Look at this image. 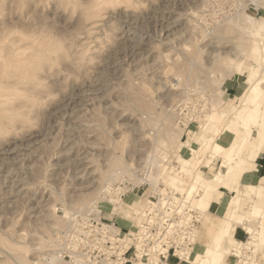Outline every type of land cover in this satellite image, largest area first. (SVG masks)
I'll return each mask as SVG.
<instances>
[{
	"label": "rangeland",
	"instance_id": "374dc122",
	"mask_svg": "<svg viewBox=\"0 0 264 264\" xmlns=\"http://www.w3.org/2000/svg\"><path fill=\"white\" fill-rule=\"evenodd\" d=\"M115 3L106 19L90 26L85 37L86 42H91L96 63L77 77L78 82L73 81L67 91L61 92L34 128L0 139V264H20L19 257L28 264L35 261L45 264L52 253L63 257L58 237L70 222L65 209L72 214L86 210L95 197L103 196L99 192L105 184L127 183L123 179L134 182L137 189L118 203L102 204L110 217L115 214L122 230L132 234L138 227L135 213L144 207L154 188L150 184L140 185L138 175L131 176L127 171V164L137 173L150 162L149 154L157 155L161 159L153 167L157 188L175 186L169 177L174 173L184 179L181 187L187 192L193 179L191 175L183 177L179 148L189 147L191 139L210 120L216 122L220 111L233 107V102L250 84L249 73L258 67L248 48L254 38L264 33V0L258 6L255 0H115ZM38 14L58 24L65 22L64 14L57 15L54 8L41 9ZM243 14L247 18L242 22L230 24ZM235 78L236 82H232L239 84L238 94L226 89ZM262 87L264 90V82ZM139 103H147L149 108L137 106ZM247 109L240 106L235 110L243 115ZM224 116L222 112V120ZM162 122L171 133L178 128L183 131L179 140L177 136L170 139L166 149L158 141ZM198 145L188 148L190 154L197 152ZM116 157L121 160L119 178L107 183L102 172ZM203 158L194 160L200 165L195 180L199 173L203 179V171L217 172L209 170L210 167L202 168ZM211 160L215 170L219 169L222 158ZM200 181L196 180L198 184ZM201 192L193 191L194 201L198 198L202 201ZM81 194L87 200L80 203L77 200ZM216 195L221 199L220 192ZM137 197L136 207H127V211L118 208L124 201L134 203ZM196 205L202 209L204 204L198 201ZM207 205L200 223V242L209 236H205L203 222L209 224L213 213L218 214L219 204ZM253 218L264 221L261 217ZM236 243L228 245L225 262H221L226 264ZM220 249L213 253L218 256ZM255 249L260 261L264 256L261 239ZM198 258L199 253L194 252L193 264Z\"/></svg>",
	"mask_w": 264,
	"mask_h": 264
},
{
	"label": "clouds",
	"instance_id": "9594fccd",
	"mask_svg": "<svg viewBox=\"0 0 264 264\" xmlns=\"http://www.w3.org/2000/svg\"><path fill=\"white\" fill-rule=\"evenodd\" d=\"M115 6V0H0V139L34 128L96 63L85 37ZM48 8L65 22L38 14Z\"/></svg>",
	"mask_w": 264,
	"mask_h": 264
},
{
	"label": "built area",
	"instance_id": "2783aa9c",
	"mask_svg": "<svg viewBox=\"0 0 264 264\" xmlns=\"http://www.w3.org/2000/svg\"><path fill=\"white\" fill-rule=\"evenodd\" d=\"M152 172V166L144 164L137 173L139 177L148 180ZM124 181L127 183L109 187L110 191L104 188L103 196L119 195L124 199L128 193L137 189L134 182L127 179ZM143 184L149 185L148 182L140 185ZM161 197L159 188H154L149 195L150 201L140 213H135L141 220L132 234L123 231L115 214L110 217L106 207H102V203H112L108 198L99 204V213L89 208L75 211L67 228L60 234L63 258L68 264H98L103 260L136 264L140 259L152 264V253L157 248L161 264L168 262L171 256L190 264L187 254L197 243L202 211L189 201L184 202L181 193L173 189L165 193L164 202L160 201ZM127 241L130 245L125 249ZM231 256L234 258L233 264H254L256 260L245 247H241L239 254L233 252Z\"/></svg>",
	"mask_w": 264,
	"mask_h": 264
},
{
	"label": "bare ground",
	"instance_id": "6f19581e",
	"mask_svg": "<svg viewBox=\"0 0 264 264\" xmlns=\"http://www.w3.org/2000/svg\"><path fill=\"white\" fill-rule=\"evenodd\" d=\"M260 2H262V0H255V4H257V6L260 4ZM244 17H246L245 14H243L242 16L238 15L236 20L235 21H231L230 24H232V23L238 24V21L242 22ZM253 42H254V45H256V46H253ZM250 44H252V45L250 46L251 50H249L250 48H248L249 54H250L251 58H253L256 61V63L258 64V67H256V68L254 67L253 75L254 76L258 75V78H257V80H258L260 78V76L262 74H264L263 73L264 72V33L262 34V37L254 38V40L251 41ZM211 66H212V62L210 63L209 68ZM258 71H260L261 73L260 72L257 73ZM207 73H208V75H211L212 72H211V70L207 69ZM199 82L202 84V82L204 83V80L201 81L199 79ZM254 88L255 89H260L261 88L260 83L255 84ZM147 105H148L147 103H143V104L139 103V104H137V106H139V107H141L143 109H145V108L148 109L149 106L147 107ZM230 114L231 113H229V112H224V115H225L224 119H223L224 122L222 120L221 123L219 124V126L217 127V129H214V127L216 125L215 124H211L210 125V121H209V123L205 126V129L208 128L209 130H212L213 133L210 132V133L206 134L207 135L206 138L203 137L202 140L204 142H201V145L197 147L198 149H197L196 153L190 154L188 147L182 146V147L179 148L180 149L179 150L180 151L179 152V157L181 158V165L180 166H181V169L183 171V175H184L183 177L185 178L186 175H188V176L191 175L192 179H193V181H192L193 183H190V185L187 187V190H186L187 192L184 193L182 191V187H181V186H183L182 184H185V183H183L184 179L181 176H178L177 174L175 175L174 173L173 174L170 173L169 177H171L172 180L175 181L176 185L173 186V187H176V188H173V187H168V188L167 187L166 188L159 187V192L163 196V198L162 197L160 198V199H162V200H160L161 202H164L166 200L165 193H167V191L169 189H173L174 191L183 194L182 199H183L184 202H188L189 201L190 203H192V205L194 207H197L198 209H200L203 212L202 214L204 215L205 214V210L207 209L206 205L210 201V199L213 197V192L212 191L214 190V188L218 187L221 184L229 185V183H230V181L232 179H234V178L239 176L241 171L238 168L240 167L241 163L237 162L236 167H233V166H230V164H227V171L225 173H223V174H214V175L210 176V178L207 179V181H208L207 185L204 186L203 188H201L203 190L199 189L200 188V186H199L200 184H198L196 182V180L200 181V173L198 174V176L196 175L197 178L195 180V172H197V169L200 166L198 162H197L198 164H196L194 162V160L196 158L197 159H202L203 157H205V154H209L210 153V155L206 156V160H204V158H203V160H204L203 162H205V163L202 162V164L207 165V163L212 162L211 158H213L215 156H219V155L222 156L223 154L229 155L228 147H230V146H232L233 148L237 147L238 150L240 149L241 144H242V141H241L240 138H241L243 132H242L241 128H239V122L233 121L232 118L241 119L243 121V124H245V125L248 124V121L245 119V113L241 117L239 116V115H241L239 113H235V116H233V117ZM165 116H166V114H165ZM168 116H170V115H167V117ZM168 118H167V120H168ZM164 119H165V117H164ZM163 123L164 122H162V124ZM165 124H166V122H165ZM167 124H168V121H167ZM168 125H164V124L162 125V127H163L162 134L160 135V137H158V139H159L158 141L160 143V146L164 147V149H166L165 148L166 146L168 147V142H170L171 138L173 139L174 137L177 136V138L179 140V138L183 134L182 129L178 128V127H176V128L179 129L178 131H176L175 133H171V130L168 128ZM213 135L215 136L214 140H213ZM176 145L177 144L174 145V149L178 148ZM259 154H260V148L257 149L256 154H254V156L252 157L253 160H255ZM147 159L150 161V162H147V164L151 165L152 168L154 166H157L161 162V159L157 155H154V154H152V155L149 154ZM112 160L113 161H111V164H110L109 168L107 170H104V172H102V175H103L102 179L107 181V183H111V181H115V179L119 178L118 177L119 170L122 168L121 167L120 158L116 157V158H113ZM197 161H199V160H197ZM127 165H128V166H126L127 167V171L130 173V175L137 177L138 174L136 173V171H132V168H130L131 164H127ZM189 168H190V170H189ZM186 169H188V172H186ZM126 172L124 171V173H126ZM122 173L123 172H121V174ZM137 179H138L139 183L149 182V184L151 185L152 188L158 189L157 188L158 187V180H157V178L155 176L153 177V172L149 176L148 180L143 179V178H141L139 176L137 177ZM187 179L188 178H186L185 180H187ZM230 186H231V184H230ZM109 187H112L111 184H105V186H103V188L100 190L99 193H101L104 188H106V191H108ZM198 190L199 191L200 190L203 191L202 192L203 195L201 193V196H202L201 200L202 201H200V198H198L196 201H194L196 196L193 195V191L197 192ZM255 196H256V198L258 200L259 199L264 200V189H259V190L255 191ZM104 198L105 199L108 198L107 200L112 201V203H118V202H120L122 200L119 195L114 196V195L110 194V196H108V195H104V197L103 196L102 197L99 196V197H95L89 203L87 208L92 209L96 213H99L100 212V206H99L100 199L103 200ZM86 200H87L86 196L81 194V196L78 198L77 201L81 203V202H84ZM138 200H139V197H137V199L132 204L128 203L127 201H124L120 205V207L121 206L122 207L121 208L118 207V208L120 210L122 208H124V210L127 211L125 208L128 207L129 209H132L133 206L136 207L135 203H137ZM235 200L233 198V199H231V202L235 201ZM149 201H150V199H149V196H148L147 200H146V202L144 204V207H145L146 203L149 202ZM198 201L201 204H204L203 206H201L202 209L199 208L196 205V203H198ZM124 205H125V207H124ZM232 205H229L228 202H226V201L223 202L222 209H224L223 214H224L225 217L223 219H220L218 224L213 226V228L215 227L214 229L210 230L212 233H213V231H215V236H212L213 238L210 237L212 240H210V238H209V242H203L200 245L199 252H198L199 253L198 262L195 263V264H224V262H225L224 261L225 260V252L227 251V247L223 246L222 237H223L224 229L227 227V225L230 222L233 221V217H235V215H233V207L230 208ZM104 206L105 205L103 204L102 207H104ZM141 210H140V212H141ZM261 210H264V208L262 206H260V205H257V206H255V210L253 211V213L254 214H259L261 212ZM228 211H230V214H229ZM71 215H72V213L70 212V210L65 209V216L68 218V221H69V218L71 217ZM137 219H138V224H139V218L137 217ZM262 219L264 220V217H262ZM260 222H263V223L261 224ZM260 222H259V224L257 226L256 223H249V222H247V220H245L246 229H247V232L250 234V237L247 240V242H245V243L238 242L237 244H235L233 246V248H232L233 250H232L231 254L233 252H236L237 254H239L240 250H241V247L242 248L245 247L247 250H249L251 253H253V255L255 257V258L253 257V259H256L254 264H264V261L259 263V261L256 258V251H255L256 250L255 249V245L257 244L258 239L259 240L261 239V244L264 245V221H260ZM133 232H131V233H133ZM59 234H60V232H59ZM58 238H60V237H58ZM129 245H130V242L127 241L125 249L127 247H129ZM219 247L221 249H220L219 255L217 256V255H215L213 253L214 251L212 249H218ZM209 248L212 251H210ZM155 249L157 250V248H155ZM156 250L152 253V258H151L152 264H161L159 262V256H158L159 253ZM190 254H191V252L189 250V252L187 254L188 258H189ZM139 256L141 257V255H139ZM64 260L65 259L61 256V254L52 253V254H50L49 257H47V260H46L45 264H63V262L67 263V261L66 260L64 261ZM123 260H125V257L123 258ZM107 261L111 262V264H119V263H116V262L111 261V260H103L101 263H98V264H106ZM221 261H224V262H221ZM19 263L20 264H28L26 262V260L22 259L21 257H19ZM31 264H39V261H35L34 263H31ZM136 264H148V263L145 260L140 259L138 262H136ZM163 264H169V263L165 262Z\"/></svg>",
	"mask_w": 264,
	"mask_h": 264
},
{
	"label": "crops",
	"instance_id": "0c3cea01",
	"mask_svg": "<svg viewBox=\"0 0 264 264\" xmlns=\"http://www.w3.org/2000/svg\"><path fill=\"white\" fill-rule=\"evenodd\" d=\"M241 75H245V74H241ZM248 76H249L250 84L248 87L246 86L244 91L239 95V98L233 102L234 103L233 107L227 110L220 111V114H219L221 118L222 112L223 114L224 112H230L233 117L235 116V113H237L235 109L239 110L240 106L248 107V109L245 111V119L248 121L247 125L243 124V121L241 119L232 118L233 121L239 122V128H241L243 132L240 138L242 141L241 147L239 150L237 147L235 148H233L232 146L228 147L229 155H227L226 158L223 155L213 157V158H216V157L222 158V163H220L219 169L215 170V167L213 166V163H214L213 160L212 162H210L208 166L203 164L202 168L210 167L209 170L212 169L217 172H210L207 174L203 171L202 173L203 177L201 176L203 179L200 178L202 181L199 182L200 184L199 189H201L207 185V182H208L207 179L210 178V176L214 174L225 173L227 171V164H230V166L236 167L237 162L241 163L240 167L238 168L241 171L238 177L232 179L229 185L221 184L212 191L213 197L210 199L207 206L210 207V205H212L213 203L219 204V207L216 210L217 211L216 213L218 214L214 215V213L212 212L213 215L211 217L210 223L207 224V222H203V225L205 227V232H204L205 236H207V234H210L208 236V239L212 236H215V231H213L212 233L210 230L214 229L215 227L213 228V226L218 224L220 219H223L225 217L223 214L224 209H222L223 202L226 201L228 202L229 205L233 204L230 208L233 207V215H235V217H233V221L230 222L227 225V227L224 229L223 237H222V244L224 247H227V248H228V245H230V243L233 241L237 243L238 242L245 243L249 239L250 234L247 232L245 220H247V222L249 223L259 224V222L262 220L256 219L253 217H261V218L264 217V210H261L259 214L253 213V211L255 210V206L257 205H260L264 208V200L262 199L258 200L255 196V191L259 189H264V93H263L264 90L262 87V83L264 82V74H262L258 80H257L258 78L257 75L254 76L253 72L249 73ZM236 79L237 78L231 80V82L229 83L227 82L228 84H227L226 89L229 92L232 90L233 92L238 94V92H241L240 86L239 84L232 82V81H235ZM257 83H260L261 85L260 89L254 88V85ZM246 84H247V80H246ZM261 102H263V106H261ZM239 116L241 117L242 114ZM220 118L216 119L217 120L216 122L210 120L212 124L216 125L214 129H216L221 123V121H219ZM205 126L200 134L195 135L193 139H191L193 145L189 144L190 145L189 147L196 148V146L194 145H197V144H199L198 146H200L201 142H204L202 140L203 137L206 138L207 137L206 134L210 132L213 133L212 130H209L208 128L205 129ZM214 137L215 136L213 135V140H214ZM258 148H260V154L257 156L255 160H253L252 157L254 156V154H256ZM223 170L225 171L222 172ZM219 192L221 193L222 197L221 199L218 200V195L216 194ZM228 193H230L231 195H229ZM233 198L234 200L235 199L236 200L231 202V199ZM216 201L217 203H215ZM211 211H212V207H211ZM228 212L230 214V211ZM199 233H201V226L199 227ZM199 239L200 237L198 236L197 243L194 245L193 249L190 250L191 254L189 255V258H188V260L190 261V264H193V261L191 260L193 258L194 252L198 253L200 245L204 242V241L202 242V240L200 242ZM208 239H206L205 242H209ZM210 240L212 239L210 238ZM212 250L215 252L216 249H212ZM256 258L258 259V257ZM263 261H264V256H263V259H260L259 263ZM168 263L169 264H188L185 261H182V260L179 261V259L173 256L169 258ZM233 263H234V258L230 254V256L227 259L226 264H233Z\"/></svg>",
	"mask_w": 264,
	"mask_h": 264
}]
</instances>
